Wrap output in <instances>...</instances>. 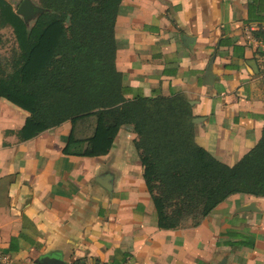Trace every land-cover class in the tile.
<instances>
[{
  "label": "crops",
  "instance_id": "1",
  "mask_svg": "<svg viewBox=\"0 0 264 264\" xmlns=\"http://www.w3.org/2000/svg\"><path fill=\"white\" fill-rule=\"evenodd\" d=\"M114 37L126 99L183 96L196 143L226 165L259 141L264 0H122ZM28 115L0 98V264L46 255L65 264H264V196L233 194L195 226L160 229L132 125L119 127L106 154L89 156L81 153L95 115L21 139Z\"/></svg>",
  "mask_w": 264,
  "mask_h": 264
},
{
  "label": "trees",
  "instance_id": "2",
  "mask_svg": "<svg viewBox=\"0 0 264 264\" xmlns=\"http://www.w3.org/2000/svg\"><path fill=\"white\" fill-rule=\"evenodd\" d=\"M121 1L38 0L43 12L28 25L9 1L0 0V29L9 26L17 46L6 63L10 72L0 62V98L29 114L19 137L95 115L94 134L81 154L99 156L121 125H132L160 229L187 220L195 226L233 194L264 196V124L259 141L226 165L196 143L183 96L124 97L114 64Z\"/></svg>",
  "mask_w": 264,
  "mask_h": 264
},
{
  "label": "water",
  "instance_id": "3",
  "mask_svg": "<svg viewBox=\"0 0 264 264\" xmlns=\"http://www.w3.org/2000/svg\"><path fill=\"white\" fill-rule=\"evenodd\" d=\"M43 9L40 6L34 4L31 0H22L17 6L15 13L22 17L26 24L29 23L31 19H34L38 14L42 13ZM209 72V71H208ZM207 72V73H208ZM245 207L243 210H247ZM39 264H65V262L57 257L53 256H42L38 260ZM218 264H224V260H221Z\"/></svg>",
  "mask_w": 264,
  "mask_h": 264
},
{
  "label": "rangeland",
  "instance_id": "4",
  "mask_svg": "<svg viewBox=\"0 0 264 264\" xmlns=\"http://www.w3.org/2000/svg\"><path fill=\"white\" fill-rule=\"evenodd\" d=\"M34 3L37 6H40L38 0H34ZM13 8L16 9V6L13 5ZM32 20H30L29 22L30 25L33 22ZM0 36L2 40L0 44V62L5 68V71L10 72L11 71L10 66L9 65L7 66L6 63L12 58L13 54L17 50L15 38L12 29L9 26L0 29ZM189 218L190 217H187L185 219H189Z\"/></svg>",
  "mask_w": 264,
  "mask_h": 264
},
{
  "label": "built area",
  "instance_id": "5",
  "mask_svg": "<svg viewBox=\"0 0 264 264\" xmlns=\"http://www.w3.org/2000/svg\"><path fill=\"white\" fill-rule=\"evenodd\" d=\"M260 46L262 47V49L264 50V40L261 41Z\"/></svg>",
  "mask_w": 264,
  "mask_h": 264
}]
</instances>
